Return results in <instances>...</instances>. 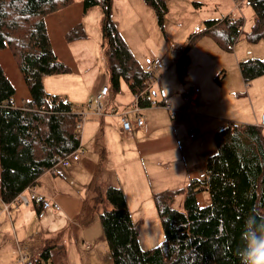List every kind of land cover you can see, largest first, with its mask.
I'll use <instances>...</instances> for the list:
<instances>
[{"label": "trees", "instance_id": "trees-1", "mask_svg": "<svg viewBox=\"0 0 264 264\" xmlns=\"http://www.w3.org/2000/svg\"><path fill=\"white\" fill-rule=\"evenodd\" d=\"M74 0H0V48H9L28 84L31 99L13 106L16 89L0 65V195L7 201L52 166L58 156L78 147L74 137L78 109L59 94L48 92L44 76L66 73L69 66L55 54L47 17ZM83 10L99 6L103 11V55L109 89L117 92L126 81L132 95L147 86L151 72L131 50L112 17V0H82ZM162 22L169 8L166 0H145ZM254 10V22L246 33L252 42L264 40V0H246ZM242 18L208 19L201 31L189 37L182 59L203 36L224 50H233L242 34ZM82 23L66 33L68 40L83 36ZM246 83L264 74V58L239 63ZM146 103V102H145ZM216 153L205 163L203 178L193 177L185 187L154 193L165 239L149 249L141 248L139 229L133 221L124 191L105 190L112 208L99 213L114 264H240L238 248L247 220L249 228L264 230V130L263 125L230 122L214 134ZM207 192L211 202L200 204ZM184 195L183 209L174 207ZM254 216V225L249 217Z\"/></svg>", "mask_w": 264, "mask_h": 264}, {"label": "rangeland", "instance_id": "rangeland-1", "mask_svg": "<svg viewBox=\"0 0 264 264\" xmlns=\"http://www.w3.org/2000/svg\"><path fill=\"white\" fill-rule=\"evenodd\" d=\"M168 3L170 9L163 21L160 22L155 9L146 3L145 0H112L113 20L117 27H119V31L133 53H135V56L143 65H145V58L147 56H159L164 64V68L161 71H172L174 73L170 75L172 80L179 83L189 81L190 86L193 85L191 87H198L200 90L202 88V91H208L210 93H208L209 96L211 97L212 95V99L214 100V105L210 108L214 115L206 112H202L201 114L214 117L226 116V118L238 122L240 118H244V112L246 114L251 113L252 106L255 105L256 109L261 112L259 120L262 122L264 115V111H261L264 110V74L246 83L238 62V58L242 61L256 57L260 59L264 58V40L255 43L247 39L246 36V33L251 29L254 22L253 7L245 3L241 5L239 11L234 9L227 15L229 17L232 14L239 15L235 18L241 17L243 21L242 34L235 43V45L239 44L237 50L234 48L228 51L214 46L216 48V51H214L208 43V41L213 43L209 37L206 38L208 39L206 41H198L199 43L194 44L187 50V56L182 59L183 62H180L184 52H186L185 49L188 46L190 35L201 31L203 28L197 25V20L205 21L211 18L214 6L211 3L204 8H201L202 6L200 7L199 4L194 6V0H168ZM102 13L103 11L99 6L89 9L82 23L83 36L69 40L72 43L74 54L73 57H70L73 61V65H69L70 70L66 73L56 72L55 74L46 75L43 79L44 83L45 79L49 80L46 83V90L63 96L72 102L73 107L78 110L83 106L90 108L92 105H97L98 98L92 95L94 94L92 91L98 79L100 81L102 79L107 83L109 82L102 50ZM192 26V30L189 31L190 33L188 32L189 36L184 39L187 29ZM0 65L6 68L7 75L15 86L16 92L13 99L18 104H21L24 100H28L27 98L30 97L28 84L9 48H0ZM225 65H228V67L223 69ZM235 68H237L239 75L235 71ZM227 69H229V75L222 77ZM164 72L157 74L159 75ZM161 81L163 80L161 79ZM155 85L157 86L158 84L156 83ZM250 85H252L251 88L249 87ZM188 89L191 88L189 87ZM229 89L233 91L230 92ZM108 94L101 100L103 104L107 102L114 104V102H117L123 104V106L129 102L132 95L126 81H122L119 91L115 92L109 89ZM220 104H227V106L224 108ZM93 115L96 114H90V117L86 121L98 124V128L101 129L100 124L102 120ZM228 124L229 122L224 127ZM96 131L97 126H92L90 132L89 128H87V131L85 130L86 135L84 133V138L86 136L85 150L87 149V153H90L95 163L92 166L90 164V169L80 171L77 174L78 179L72 177L74 186L70 187L75 192L83 195L89 202L85 217L87 238L83 239L80 228L76 226L70 232L69 247L66 244V240L68 239L65 233L51 240H43L37 235L38 228L40 227L39 223L33 218L31 213L27 212L25 213L27 221L25 233H30L31 236L29 239L24 240L20 238V242L28 256L24 262L18 256L17 264H114L104 236L99 212L112 208V205L105 196V186H108L109 182L113 179L116 180L118 175L112 173L113 161H111L109 146L104 132L99 131V134L97 132V143H95V139H91L90 134L94 136ZM181 132L183 134L186 132V135L182 138L188 139L189 131L187 132L181 128ZM206 136H208V133H206ZM188 143L191 144L190 141L184 140V144L187 145ZM213 143V151L209 156L216 153L214 135ZM127 170H129L132 177L133 174H136L134 166H127ZM48 171H52L51 168ZM122 171L125 172L124 169ZM203 177L204 175L201 178ZM143 184L146 185L145 182ZM100 185L104 186L103 194L97 188ZM27 188L25 189L26 192L28 191ZM207 195L208 200L206 202L199 201L200 204L206 205L211 202L210 195L208 193ZM17 196L13 200H16ZM183 202L184 195H178L175 199L174 207L183 209ZM152 203L156 207L153 196ZM17 205H23V203ZM135 208L132 207L130 209L133 212ZM143 209L149 210V206L144 205ZM132 215L135 219L133 221L139 229V243L143 250L158 246L164 241L165 232L157 207L154 211H148L144 217H137L131 213ZM84 240H86L87 246L84 244ZM42 242L45 243V246L42 249H36Z\"/></svg>", "mask_w": 264, "mask_h": 264}, {"label": "crops", "instance_id": "crops-1", "mask_svg": "<svg viewBox=\"0 0 264 264\" xmlns=\"http://www.w3.org/2000/svg\"><path fill=\"white\" fill-rule=\"evenodd\" d=\"M166 1L170 9L168 0ZM241 1V5L246 3V0ZM209 3L214 6L213 16L209 19L215 20L229 15L235 9L236 2L235 0H224L223 2L222 0H194L193 4H195L194 6L199 4L200 7L202 6L201 8H204ZM86 13L83 10L82 0H75L68 8L52 13L47 17V27L55 54L68 66L73 65L70 57H73L74 54L72 43L66 39V33L77 23H83ZM205 21L197 20V25L203 27V22ZM192 28L193 26L187 29L184 39L189 36V31ZM206 38H209V36H203L198 41L203 42L208 40ZM198 41L196 43H199ZM211 41L213 43H210V41L208 43L212 50L216 51V46L220 48L212 38ZM238 47L239 44H236V50ZM241 61L238 58V62L240 63ZM105 65L107 67L106 61ZM227 67L228 65H225L223 69ZM237 68H235V71L239 75ZM4 70L7 73L6 68ZM161 72H164V70ZM171 74L174 73L172 71H165L160 74L163 80V87L167 93L165 98L161 97L156 85L151 87L148 96L150 99L170 102L173 107L178 108V111L174 115L165 107L151 106L144 111L146 119L145 125L138 127L133 122L132 133L125 134L122 129L120 116L118 114H111L110 109L115 108L121 111L128 107L133 99V95H131L129 102L124 106L117 102H114V104L110 102L103 104L101 102L103 114L93 115L102 120L100 124L101 129L94 122H85V135L87 128H89L90 132L92 126H97V131L94 136L90 134L91 139H95V143H97L99 131L104 132L107 138L111 161H113L112 173L118 176L116 180L113 179L105 187L107 188L113 185L121 187L124 191L129 209L136 207L133 212L131 209L130 211L137 217H144L148 211H154L156 208L152 203L154 193L164 189L185 187L191 178H201L205 175V163L213 151V135L218 129L224 127L226 123L234 122V120L226 118V116L217 115L218 117H214L201 114L202 112H206L214 115L210 109L214 105L212 95L210 97V93L205 90L202 91V88L200 90V101L197 104L191 105L186 103L184 101V94L193 85L190 86L189 81L183 83L174 81L170 77ZM227 75H229V69L225 70V74L222 77H226ZM48 82L49 80L45 79V83H43L45 87ZM105 85H109V82L107 83L102 79L101 81L98 79L94 84L92 91L94 94L92 95L96 97ZM251 86L249 87L251 88ZM47 91L50 92V90ZM229 91L232 92L233 90L229 89ZM27 99L29 100L31 97ZM220 106L225 108L227 104H220ZM83 108L85 109L86 107L83 106L79 110ZM260 113V110L256 109L254 105L252 106V112L248 114L244 112V118H240L237 123L261 125L262 122L259 120ZM181 128L187 132L189 131L188 139L182 138L186 135V132L183 134ZM192 132L195 133L194 137H191ZM206 133H208V136H206ZM85 139L86 136L84 138L83 134L84 149L86 148ZM184 140L190 141L191 144H184ZM94 163L93 157L90 153H87L86 149L79 160L73 161L68 166H57L55 171H47L37 179L35 183L36 191L60 203V210L49 207L48 209H42L37 203L34 204V202H31L28 205L23 204L19 206L11 203L10 209L7 211L4 210L2 202L0 203V264H17L18 256H20L21 252H25L20 238L24 240L29 239L31 236L30 233H25L27 229L25 213L27 212L31 213L33 218L39 223L40 227L38 228L37 235L43 240H51L65 233L68 239L66 240V244L69 247L70 232L76 226L80 228L83 239L87 238L85 217L89 202L83 195L75 192L70 187L74 186L72 177L78 179L77 174L85 169H90V164L92 166ZM129 165L135 167L136 174H133V177L129 173V170H127V166ZM60 168L65 169L60 170ZM97 188L102 193L104 186L102 187L100 185ZM147 191L148 197L146 199ZM198 200L206 202L208 200L207 192H201L198 195ZM144 205H148L149 210H144ZM23 206L25 207L23 208ZM133 220L135 221L134 217ZM84 242L87 246L86 240ZM43 246H45V243L42 242L36 249H42Z\"/></svg>", "mask_w": 264, "mask_h": 264}, {"label": "built area", "instance_id": "built-area-1", "mask_svg": "<svg viewBox=\"0 0 264 264\" xmlns=\"http://www.w3.org/2000/svg\"><path fill=\"white\" fill-rule=\"evenodd\" d=\"M235 9L237 11L241 8V0H235ZM236 13V12H234ZM239 15L232 14L231 17H237ZM163 60L159 56H147L145 58V66L146 70L151 72V77L147 80V86L144 90L140 93L134 94L133 99L130 105L124 108L121 111H118L115 108L110 109L111 114H118L121 119L122 129L126 133H132L133 127L132 123L135 122L138 127H143L145 125L146 119L144 115V111L147 108L152 107H165L167 108L172 115H174L178 108L172 106V104L165 100H158V99H150L148 96V91L151 89L153 85L156 83L158 84V91L160 92L161 97H166V91L163 87V83L161 81V75L157 74L161 72V69L164 68ZM158 75V76H157ZM184 94V101L188 104L195 105L200 101V89L198 87H191V89L187 90ZM109 93L108 85H105L99 94H97L98 103L97 105H92L90 108H83L76 112L77 115V125L74 132V137L78 140V147L74 149L72 152L66 155L58 156L57 164L51 167L52 171H55L56 167L61 166H68L73 161H77L81 158L83 153L85 152L84 145H83V134L85 128V122L90 114H103L102 112V105L101 100ZM146 102V103H145ZM10 104L13 106H23L24 101L21 104H18L14 99H10ZM195 133H191V137H194ZM35 184L29 186L27 189L29 193H26V190L20 192L16 197V200H12L10 202L5 201L0 195V203L2 202L4 210L10 209V204H29L31 202L37 203L41 206L42 209L55 208L57 210L61 209L60 203L57 201L47 197L45 194L40 193L34 189ZM27 254L25 252L20 253V260L22 262L25 261L27 258Z\"/></svg>", "mask_w": 264, "mask_h": 264}, {"label": "clouds", "instance_id": "clouds-1", "mask_svg": "<svg viewBox=\"0 0 264 264\" xmlns=\"http://www.w3.org/2000/svg\"><path fill=\"white\" fill-rule=\"evenodd\" d=\"M255 225L254 216L249 217ZM242 244L238 248L240 264H264V230L249 228L246 220L241 233Z\"/></svg>", "mask_w": 264, "mask_h": 264}, {"label": "water", "instance_id": "water-1", "mask_svg": "<svg viewBox=\"0 0 264 264\" xmlns=\"http://www.w3.org/2000/svg\"><path fill=\"white\" fill-rule=\"evenodd\" d=\"M262 123L264 124V115H263V118H262Z\"/></svg>", "mask_w": 264, "mask_h": 264}, {"label": "bare ground", "instance_id": "bare-ground-1", "mask_svg": "<svg viewBox=\"0 0 264 264\" xmlns=\"http://www.w3.org/2000/svg\"><path fill=\"white\" fill-rule=\"evenodd\" d=\"M148 94H149V91H148ZM34 189H35V186H34ZM36 190V189H35ZM28 193H29V190H28Z\"/></svg>", "mask_w": 264, "mask_h": 264}]
</instances>
